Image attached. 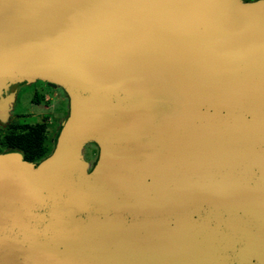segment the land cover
Returning a JSON list of instances; mask_svg holds the SVG:
<instances>
[{
    "label": "water",
    "instance_id": "95a60500",
    "mask_svg": "<svg viewBox=\"0 0 264 264\" xmlns=\"http://www.w3.org/2000/svg\"><path fill=\"white\" fill-rule=\"evenodd\" d=\"M36 81L69 116L0 153V264H264V2L0 0V94Z\"/></svg>",
    "mask_w": 264,
    "mask_h": 264
},
{
    "label": "rangeland",
    "instance_id": "374dc122",
    "mask_svg": "<svg viewBox=\"0 0 264 264\" xmlns=\"http://www.w3.org/2000/svg\"><path fill=\"white\" fill-rule=\"evenodd\" d=\"M242 1L250 2L255 0ZM39 83L42 82L36 81L24 84L29 86H26L19 92L13 111L7 110L10 105L4 112L3 110L0 112V131L6 130L13 123L35 124L43 122L46 125V142L50 147V153L42 159L44 160L49 158L55 149L62 125L69 116V103L64 91L56 87L57 89L54 92L47 91L44 101L36 105L37 103L33 100V91L34 84ZM42 116L44 117L42 118ZM81 154L83 160L86 162L84 170L90 173L99 158L98 146L95 143H89L83 147ZM42 160L31 163L39 164Z\"/></svg>",
    "mask_w": 264,
    "mask_h": 264
},
{
    "label": "trees",
    "instance_id": "16d2710c",
    "mask_svg": "<svg viewBox=\"0 0 264 264\" xmlns=\"http://www.w3.org/2000/svg\"><path fill=\"white\" fill-rule=\"evenodd\" d=\"M37 102V97L33 98ZM22 152L27 162H38L47 157L50 147L46 142V125L42 123H13L0 131V153L4 150Z\"/></svg>",
    "mask_w": 264,
    "mask_h": 264
},
{
    "label": "flooded vegetation",
    "instance_id": "af4514ba",
    "mask_svg": "<svg viewBox=\"0 0 264 264\" xmlns=\"http://www.w3.org/2000/svg\"><path fill=\"white\" fill-rule=\"evenodd\" d=\"M26 86L29 85H24V84H16V85H12L10 86L7 90L3 91L0 94V102L1 101H6L10 98H13V101L10 102L9 105H6V108H8V106H10L7 110L8 111H13V108L15 106V104L17 103V98H18V94L19 92L25 88ZM57 88L51 87L48 84L42 82L39 84H34V91H33V97H37L38 101L36 102L38 105L41 101H44V97H45V93L48 92H54ZM55 96V95H54ZM48 100V99H47ZM46 100V101H47ZM44 116H42L43 118ZM40 123V122H39ZM26 124V123H25ZM5 151H17V150H4ZM20 152V151H18ZM22 153V152H21Z\"/></svg>",
    "mask_w": 264,
    "mask_h": 264
},
{
    "label": "bare ground",
    "instance_id": "6f19581e",
    "mask_svg": "<svg viewBox=\"0 0 264 264\" xmlns=\"http://www.w3.org/2000/svg\"><path fill=\"white\" fill-rule=\"evenodd\" d=\"M262 2H264V0H261ZM139 115H141V116H139ZM136 116L139 118V119H142V120H146V121H149L150 120V118H151V113H149V109H147V108H140V109H138L137 110V114H136ZM68 187H64V188H62L63 189V193H66V194H68V200L69 201H74V195H71V194H73V191L74 190H72V191H70V193H68L67 191H66V189H67ZM68 190V189H67ZM67 202V201H66ZM220 256H221V258L223 257V253H221V254H219ZM256 255V254H255ZM254 256V255H253ZM240 259L238 258V260L237 261H239ZM248 261H249V259H248Z\"/></svg>",
    "mask_w": 264,
    "mask_h": 264
}]
</instances>
